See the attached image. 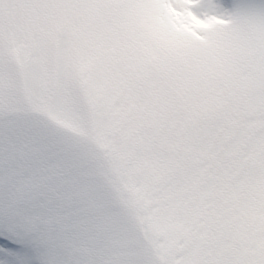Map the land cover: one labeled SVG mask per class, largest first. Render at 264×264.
Masks as SVG:
<instances>
[{
	"label": "snow or ice",
	"instance_id": "1",
	"mask_svg": "<svg viewBox=\"0 0 264 264\" xmlns=\"http://www.w3.org/2000/svg\"><path fill=\"white\" fill-rule=\"evenodd\" d=\"M0 264H264V0H0Z\"/></svg>",
	"mask_w": 264,
	"mask_h": 264
}]
</instances>
